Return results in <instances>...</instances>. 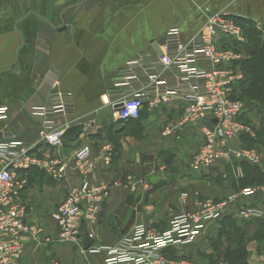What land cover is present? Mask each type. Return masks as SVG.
Returning <instances> with one entry per match:
<instances>
[{"label":"crops","instance_id":"obj_1","mask_svg":"<svg viewBox=\"0 0 264 264\" xmlns=\"http://www.w3.org/2000/svg\"><path fill=\"white\" fill-rule=\"evenodd\" d=\"M216 15L243 29V42H215L238 57L231 67L241 78L232 86V97L243 103L240 120L254 134L239 136L232 147L254 148L259 155L258 163H248L263 179L245 186L244 160L232 155L201 173L190 170L203 136L198 123H182L181 99L172 97L153 112L144 106L138 119L127 122L113 120L112 107L101 99L127 61L139 52L160 50L156 44L169 28L177 27L187 44ZM259 24L264 25V0H0V105L8 109L0 134L14 132L20 149L36 161L16 171L26 180L23 198L39 230L22 236L21 264H103L95 251L99 246L117 245L136 224L162 232L171 215L206 198H231L230 216L208 223L188 243L167 247L165 255L227 264L214 250L223 246V231L236 225L249 236L247 264H264V103L249 93L255 89L258 44L264 41ZM199 65L211 67L206 61ZM58 90L71 94L74 114L56 120L55 126L81 128L64 136L60 147H52L39 143L41 120L32 108L48 104L50 92ZM77 157L93 163L91 184L108 188L97 220L82 224L87 247L82 231L79 241L58 240L50 216L66 192L83 181ZM128 177L139 181L136 190L125 185ZM248 188L257 190L243 194ZM244 208L258 215L239 219Z\"/></svg>","mask_w":264,"mask_h":264},{"label":"built area","instance_id":"obj_2","mask_svg":"<svg viewBox=\"0 0 264 264\" xmlns=\"http://www.w3.org/2000/svg\"><path fill=\"white\" fill-rule=\"evenodd\" d=\"M259 26L264 32V25ZM217 38L243 42V29L232 19L212 16L203 31L185 44L179 29L169 28L159 53L143 51L127 61L101 98L103 104L112 107L113 120L122 122L138 119L144 106L153 112L172 97L181 99L182 123H198L203 136V143L189 164L194 173H201L231 155L237 160L259 162L254 148L232 147L239 136L254 134L251 126L240 120L245 110L243 103L232 97V86L241 78L231 67L238 57L231 49L220 47L215 42ZM202 61L209 62L211 67L200 66ZM7 112V107L0 105V120L7 118ZM32 114L41 120L39 143L60 147L65 129L55 126V121L74 114L72 96L65 91H52L49 103L34 106ZM168 133L165 128L164 134ZM20 148L21 142L14 132L0 134V264H21L22 236L39 232L23 198L26 180L16 172L36 161L28 157V150ZM75 167L83 176L82 183L70 188L63 202L50 213L56 238L63 242L79 241L81 224L96 221L107 198V186L89 181L92 162L77 157ZM138 183L128 177L125 185L136 190ZM256 190L248 188L242 193L249 195ZM230 201L231 198L197 200L191 210L171 215L164 231L136 224L117 245L99 246L95 251L102 256L103 264H206L168 258L164 250L190 242L208 223L228 213ZM257 215L256 210L244 208L237 217L250 220ZM49 264L58 263L51 260Z\"/></svg>","mask_w":264,"mask_h":264},{"label":"trees","instance_id":"obj_3","mask_svg":"<svg viewBox=\"0 0 264 264\" xmlns=\"http://www.w3.org/2000/svg\"><path fill=\"white\" fill-rule=\"evenodd\" d=\"M258 46L259 48L257 49L256 52L257 62L254 66L255 89L249 90V93L253 94L255 97L260 99L262 103H264V41L260 45L258 44ZM261 142L263 143L264 146V140H262ZM240 163L245 173L244 178L241 179L242 185L245 186L248 183H258L260 182L261 179H263L262 174L259 173L260 170L256 166L250 165L248 162H244V161ZM226 215H229V213L223 215L218 221H216V223L217 222L220 223L222 219L224 220L226 218L225 217ZM219 229L222 230L223 228L221 227ZM223 232L225 233L224 235L225 238L223 239L224 241L222 240L223 246L221 248L222 249L221 257L223 258V260L227 264H247V256H248L247 243L249 240V236L244 231V228L236 225H232L229 228V231H223ZM232 245H234L233 248Z\"/></svg>","mask_w":264,"mask_h":264},{"label":"water","instance_id":"obj_4","mask_svg":"<svg viewBox=\"0 0 264 264\" xmlns=\"http://www.w3.org/2000/svg\"><path fill=\"white\" fill-rule=\"evenodd\" d=\"M163 42H164V37L156 45L157 46L162 45ZM156 51L159 53L158 50H156ZM80 128H81L80 126L69 127L68 129L65 130L64 136H67V137L72 136L75 132H78L80 130ZM79 231H82L83 242H84L85 247H87V245H88V243H90V241L88 240L87 231H86L84 225L81 224Z\"/></svg>","mask_w":264,"mask_h":264},{"label":"rangeland","instance_id":"obj_5","mask_svg":"<svg viewBox=\"0 0 264 264\" xmlns=\"http://www.w3.org/2000/svg\"><path fill=\"white\" fill-rule=\"evenodd\" d=\"M135 133V132H134ZM136 134V133H135ZM123 136H125V135H123ZM218 240H220V239H218ZM223 244V243H222ZM224 244H225V242H224ZM217 249H215L214 251H215V254H216V256L218 257L219 256V254L221 253V251H222V247L221 246H217L216 247ZM188 258L190 259L191 257L190 256H188ZM190 260H192V259H190ZM199 260V259H198ZM198 260H192L193 262H195V263H203L202 262V260H200L199 262H198ZM207 264V263H206ZM213 264V263H212Z\"/></svg>","mask_w":264,"mask_h":264}]
</instances>
